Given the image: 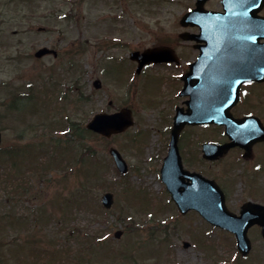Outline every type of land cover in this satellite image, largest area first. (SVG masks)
Wrapping results in <instances>:
<instances>
[{
  "label": "rangeland",
  "instance_id": "1",
  "mask_svg": "<svg viewBox=\"0 0 264 264\" xmlns=\"http://www.w3.org/2000/svg\"><path fill=\"white\" fill-rule=\"evenodd\" d=\"M189 1L0 0V264H264L260 227L249 231L253 251L242 259L233 234L197 215L181 218L161 181L171 124L166 107L149 104L162 102L164 81L138 78L129 55L172 41ZM41 47L59 54L37 59ZM21 95L46 103L20 110L13 102ZM121 107L137 120L129 132L107 139L86 129L94 115ZM200 136L188 139L191 150ZM250 171L231 172L242 178L234 208L264 203ZM107 192L112 209L102 204Z\"/></svg>",
  "mask_w": 264,
  "mask_h": 264
},
{
  "label": "flooded vegetation",
  "instance_id": "2",
  "mask_svg": "<svg viewBox=\"0 0 264 264\" xmlns=\"http://www.w3.org/2000/svg\"><path fill=\"white\" fill-rule=\"evenodd\" d=\"M198 2L199 0H190L185 8V14L198 10ZM258 2V0H207L202 3L200 10L193 13L188 23L182 21V18L179 19L178 26L182 27V31L177 33L172 41L148 46L142 51L159 47L173 50V53H165L163 61L145 64L143 70L141 69L137 74L140 78L153 75L164 81L165 94L162 102L152 106L149 104V106L167 108L165 117L168 119L167 123L171 124L170 136L177 111L183 110V114L188 113L190 108L188 103L191 100H195L198 112L205 121H215L219 116L225 119L231 116L235 120H247L248 134L264 133V63L261 50L264 40L260 39L264 29V5L260 9ZM212 23L220 24L217 30L231 31V41L224 44L226 55L219 57L216 53L220 51L213 49L207 51L208 55L201 59L205 46L202 40L207 36L202 35L200 25ZM184 36L189 37L190 41H184ZM182 40L189 44H184ZM131 64L137 72L139 63L131 61ZM192 65L194 68L191 75L189 72ZM160 70L164 71L162 72L164 75H158ZM242 77L243 80H241ZM144 98L148 101L147 96ZM141 102L148 105L146 102ZM219 104L225 106L220 107ZM196 130L201 134V146L199 150H191L187 141L193 140L191 138ZM227 132L228 127L217 122L186 125L180 136L182 160L188 170L200 172L205 177L216 181L225 193V201L230 211L239 213L244 203L239 208L238 206L234 208L231 202L237 195L235 191L237 183L231 177V171L235 167L249 166L250 173L252 172V176L248 178L252 179L249 185H254L255 190L263 194L264 139L255 141L249 149L233 147L229 152L220 154L218 157L211 155L212 159L206 158L205 150L207 149L204 145L228 143L230 137ZM182 147H188V149L183 150ZM220 165L222 169L217 170ZM173 204L180 212L178 205L174 202ZM179 215L181 218L197 215L205 220L202 214L194 210ZM206 224L210 229L223 230L207 221ZM193 242L195 244L194 240ZM229 252H232L231 248ZM214 264H227V258L224 257Z\"/></svg>",
  "mask_w": 264,
  "mask_h": 264
},
{
  "label": "water",
  "instance_id": "3",
  "mask_svg": "<svg viewBox=\"0 0 264 264\" xmlns=\"http://www.w3.org/2000/svg\"><path fill=\"white\" fill-rule=\"evenodd\" d=\"M261 38H264V33L261 34ZM262 47L264 60V45ZM163 51L164 49L148 50V52L139 56L138 59L144 58V60H147L148 58H160V56L163 55ZM50 53L51 51L48 48H43L36 54V56L41 58V56ZM132 55L134 59L138 56L137 53ZM176 118L177 121L174 126L171 138L172 141L169 149L170 152L164 159L165 163L161 171L163 182L167 183L170 193L173 194V199L177 204H179L183 213L188 212L189 209H196L213 224L223 226L230 231H233L237 234L238 245L241 253L243 255L247 254L252 248V244L250 243L248 236V230L254 226V224H260L264 227V206L261 207L256 204H248L243 207L242 217H236L232 213H228L221 191L219 192L211 181H207L200 174H191L188 171H184L180 157V150L178 149L180 131L186 123L195 125L205 122L212 123V121H203L200 118V115L196 112L190 115L188 119L183 118L181 114H179ZM215 121L222 122L217 118ZM133 123L134 121L132 120L131 110L129 111L123 109L118 114H98V116H96L88 124V128L109 137L113 133L123 132ZM237 124L234 123L237 127L240 126L242 128H246L244 122H242V125ZM250 139L251 136H248L245 132H239L235 136V145L243 143L249 144V142H251ZM1 141L2 136L0 133V144ZM111 153L115 156V162L121 172H126L127 164H125V161L120 153H118L115 149H112ZM187 180L194 183L189 184L186 182ZM103 200L104 204L107 207H110L113 202V196L107 194L104 196Z\"/></svg>",
  "mask_w": 264,
  "mask_h": 264
}]
</instances>
